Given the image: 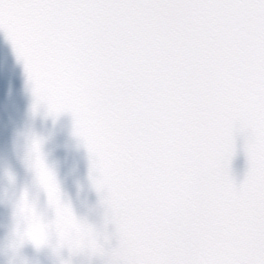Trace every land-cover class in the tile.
I'll return each mask as SVG.
<instances>
[{"label":"snow or ice","instance_id":"snow-or-ice-1","mask_svg":"<svg viewBox=\"0 0 264 264\" xmlns=\"http://www.w3.org/2000/svg\"><path fill=\"white\" fill-rule=\"evenodd\" d=\"M0 28L94 156L119 234L106 264H264V0H0Z\"/></svg>","mask_w":264,"mask_h":264},{"label":"water","instance_id":"water-1","mask_svg":"<svg viewBox=\"0 0 264 264\" xmlns=\"http://www.w3.org/2000/svg\"><path fill=\"white\" fill-rule=\"evenodd\" d=\"M34 89L24 58L0 28V264H106L119 244V234L105 199L107 188L100 190L96 184L100 172L94 167V156L77 132L73 112L52 110ZM35 140L40 141L45 161L55 173L62 200L71 204L78 217L95 225L102 239L108 237L103 254L59 245L55 233L50 243L42 245L17 237V202L25 189L46 219H54L56 214L29 166V148ZM245 141L246 132L238 131L231 161V173L238 184L249 168Z\"/></svg>","mask_w":264,"mask_h":264},{"label":"clouds","instance_id":"clouds-1","mask_svg":"<svg viewBox=\"0 0 264 264\" xmlns=\"http://www.w3.org/2000/svg\"><path fill=\"white\" fill-rule=\"evenodd\" d=\"M28 161L29 166L35 170L40 185L45 189L44 185L50 184L51 179L46 172L41 170V164L43 163L47 165V163L39 140L33 141L30 145ZM47 167L53 173V178L59 188L55 173L48 165ZM96 184L98 189L103 190L102 186L98 185L97 181ZM66 204L71 206L70 203ZM16 215L17 224L15 232L21 241L24 239H30L36 243L33 240V237L38 236L41 238V243L39 245H42L50 243L51 235L55 233L58 237L57 242L59 245L66 244L68 240H78L82 245V249H84L88 248L90 242L104 245V240L108 239L107 236H104L102 239L100 230L87 220L78 217L74 210L72 213H65L63 211L60 213L56 212L54 219H46L45 216L38 211L36 203L29 198L27 189H25L19 197Z\"/></svg>","mask_w":264,"mask_h":264}]
</instances>
